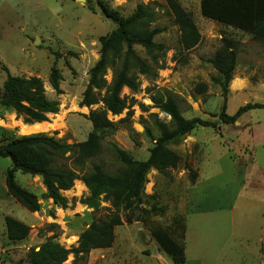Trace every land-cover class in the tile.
Returning <instances> with one entry per match:
<instances>
[{"label":"rangeland","instance_id":"obj_1","mask_svg":"<svg viewBox=\"0 0 264 264\" xmlns=\"http://www.w3.org/2000/svg\"><path fill=\"white\" fill-rule=\"evenodd\" d=\"M176 1L200 35L189 50L180 45V30L166 0H0V120L23 122L22 115L3 104L7 76L39 77L46 97L57 103V112L48 113L44 121L65 126L44 134L73 143L96 133L102 152L90 158L86 167L100 163L114 173L121 164L111 147L115 145L133 160H145L159 137L156 120L170 121L153 106L152 98L172 95L185 118L199 117L216 125L197 127L170 142L168 148L180 157L178 165L162 173H148L144 193L154 194L165 209L152 223L174 237H179V226L184 225L187 264H264V108L247 111L233 124L212 116L218 115L223 103L225 112L233 114L248 102H264V41L203 17L200 0ZM140 3L156 12L153 25L163 31L155 41L164 49L148 52L134 45L152 72L133 71L138 87L135 91L122 88L123 111H107L111 124L93 128L87 117L90 110L105 108L106 85L112 78L107 68L105 86L93 90L98 102L89 107L79 105L89 71L99 57V37L116 27L114 16L124 19ZM226 46L237 51L232 80L239 78L242 87L238 90L231 88L232 80L223 90L217 82L221 75L209 62ZM53 67L60 74V92L49 82ZM19 136L17 127L0 125V143ZM9 165L8 158L0 157V264H30L28 252L37 250L48 238L67 249L76 247L79 234L93 220L113 211L104 201L96 210L81 203L88 189L79 179L70 189L60 191L66 205L55 204L46 197L39 176L17 170L16 182L35 194L40 204L39 211L31 213L6 192L4 174ZM5 216L27 224V237L8 240ZM113 233L109 247L90 250L77 264H173L141 222H123ZM72 260L69 254L65 263Z\"/></svg>","mask_w":264,"mask_h":264},{"label":"trees","instance_id":"obj_2","mask_svg":"<svg viewBox=\"0 0 264 264\" xmlns=\"http://www.w3.org/2000/svg\"><path fill=\"white\" fill-rule=\"evenodd\" d=\"M166 5L180 30L179 42L182 49L193 48L200 35L190 15L176 0H166ZM199 7L203 17L264 41V0H200ZM155 15L156 12L148 4L140 3L126 18L118 19L114 16L116 27L99 37V57L89 71V80L79 105L89 107L98 102L93 90L105 86L103 76L107 68L111 69L112 78L106 85V96L103 98L105 108L90 110L87 117L93 128L111 124L107 111L112 114L123 111L125 101L120 97L122 88L135 91L138 87L133 71L143 74L152 72V66L137 54L134 45H140L148 52L164 49L161 43L155 41L156 35L163 31L162 27L153 25ZM236 54L235 47L226 46L209 60L221 75L217 82L222 85L223 90H226L232 80ZM59 79L60 74L53 67L49 82L56 92H60ZM152 100L154 107L170 117L169 124L156 120L159 137L145 160H133L113 145L111 151L121 164L114 173L107 172L100 163H91L89 168L86 167L88 160L98 156L103 148L100 136L94 132L88 133L85 140L73 143L44 133L21 135L0 143V157L10 160L4 174L6 191L28 211H39L40 204L35 194L16 182L14 173L17 170L39 176L46 189V197L52 198L55 204L63 207L66 205L67 200L60 191L70 189L74 181L79 179L88 189V195L81 203L96 210L100 208V202L104 201L110 205L108 208L113 209L105 218L93 220L79 234L76 247L67 249L52 238L46 239L37 250L31 249L28 252L30 264H66L69 254L73 256L69 264H77L78 259L85 258L90 250L109 247L113 241L114 227L123 222H141L173 264H187L184 225L179 226V237L154 225L152 218L163 216L165 209L157 203L154 194H145L144 188L151 170L162 173L180 162L179 155L168 148L170 142L197 127H215L216 124L199 117L185 118L178 101L172 95ZM3 104L22 115L23 122L27 124L44 121L48 113L57 112V103L46 97L43 82L36 76L26 78L8 75L4 83ZM258 108H264V102H248L239 106L233 114H228L223 103L218 115L212 116L218 117L223 123L233 124L247 111ZM67 161H70V165ZM4 227L6 238L10 241L26 238L30 230L27 224L11 216L4 217Z\"/></svg>","mask_w":264,"mask_h":264},{"label":"bare ground","instance_id":"obj_3","mask_svg":"<svg viewBox=\"0 0 264 264\" xmlns=\"http://www.w3.org/2000/svg\"><path fill=\"white\" fill-rule=\"evenodd\" d=\"M242 87L241 82L237 79L232 80L231 88L233 90H238ZM0 125L4 126H11L17 127V131L20 135H31V134H38V133H46L54 130H62L65 126L59 122H48V121H41V122H34L31 124H27L20 120H9L5 122L4 120H0ZM82 187L85 188V186ZM73 240V239H72ZM72 240H67V243H71Z\"/></svg>","mask_w":264,"mask_h":264},{"label":"crops","instance_id":"obj_4","mask_svg":"<svg viewBox=\"0 0 264 264\" xmlns=\"http://www.w3.org/2000/svg\"><path fill=\"white\" fill-rule=\"evenodd\" d=\"M237 80H239V78H236ZM4 184H5V182H4ZM5 189H6V187H5ZM7 192V191H6ZM31 213H34V212H31ZM16 219V218H15ZM185 239V238H184ZM262 240V238L261 237H259V241H261ZM186 257V256H185ZM186 263H187V261H186Z\"/></svg>","mask_w":264,"mask_h":264},{"label":"water","instance_id":"obj_5","mask_svg":"<svg viewBox=\"0 0 264 264\" xmlns=\"http://www.w3.org/2000/svg\"><path fill=\"white\" fill-rule=\"evenodd\" d=\"M78 1H80L81 3H83L85 0H78Z\"/></svg>","mask_w":264,"mask_h":264}]
</instances>
